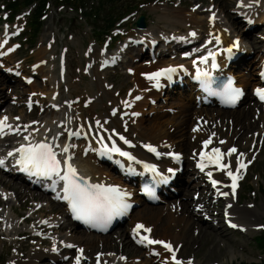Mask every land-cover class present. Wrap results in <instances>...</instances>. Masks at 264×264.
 Returning a JSON list of instances; mask_svg holds the SVG:
<instances>
[{"label": "bare ground", "instance_id": "1", "mask_svg": "<svg viewBox=\"0 0 264 264\" xmlns=\"http://www.w3.org/2000/svg\"><path fill=\"white\" fill-rule=\"evenodd\" d=\"M182 1L180 0V3ZM210 2L212 8L207 15L199 13V11L203 10L184 12L182 7L178 8L175 11L176 13H173L169 9L159 14V18L165 22L168 21L173 29L177 27L187 30L185 35L177 34L176 31L172 30L171 34H160L158 37H155L151 33H147L146 36L138 38V40L147 43V48L152 49L153 57H156L155 61L146 60L134 65L135 69L131 82L133 89L136 90L135 94H138L144 102L134 101L133 99L119 102L117 94L111 93L110 87L100 81L99 73L102 65L106 66L114 61L115 64H120L126 69L130 68L129 64L133 62L137 55L145 54L142 43L137 45V48H134L136 49L135 55H132L133 44L126 46L122 44L119 47L118 55L123 52L124 58L126 56L125 59L117 55H106L100 52L93 55L94 62L99 63V66H93L94 62L92 63V76L96 80L98 88L108 95L109 100L117 111L120 106H123L125 108L123 111L131 108V111L143 112L146 101H152L157 98L162 90L178 93L179 95L187 91L188 106L185 103L179 102L178 104L184 106L180 107L182 109L177 116L173 115V117L165 119H141L140 124L135 127L130 126L126 118H121L123 121L121 126L116 124L114 112H107L99 119L87 121L85 115L87 110H83L87 97L81 96L78 104L66 101V110L63 105L60 106L57 103L55 88L53 86H51L50 91L45 93V102L47 103L45 108L50 111L51 115L49 117L38 116L35 121L31 122L30 120L9 119L4 114H0V120L9 125L6 130L0 133V159H4L5 161V164L0 166V241L1 247L5 246L6 242L9 245L17 243V246L14 248V254L10 257L8 264H38L41 260V255L48 254L51 258L56 255L51 250H48L46 254L40 249H34V244H51L57 249L60 247L63 249L69 244L76 245L77 251L75 254L69 250L65 253H70L71 257L67 264H77V257H79V264H82L83 260L89 256L86 252L87 248L89 249L93 245L100 246L103 251L96 256L97 264H152L157 258H167L166 264H173L169 259L173 256L174 252L178 251V246L181 244H184L187 248L188 245H192L193 243V245L198 244V248H203V245L206 244H213V247H215L217 243L227 241V236H225V231L222 228L215 226L210 221L197 217L194 218L192 215L195 214L191 212L189 214L185 213L186 208L189 206L188 199H185L183 202L164 200L169 204L174 203L169 208H166V210L151 206L143 207L140 210V212H144L143 214L149 218L142 221V223H138L144 225V228L139 229V232L144 237L155 240L156 238L152 237V232L158 229L159 223L164 226L168 225L170 228L174 226L177 229L176 232H165V239L163 237L158 238L164 242H169L173 249L171 253L159 245L146 247L144 244L145 239L140 241L137 237L132 236V233L134 234L133 231L125 235L124 229H115L117 225L113 226L114 228L112 227V229H115L112 231L113 233L105 232L99 235H90L88 233V236L83 239L82 235H78L79 233L76 230V227L79 225L75 221L70 220L69 210L65 206L64 209H57L51 205L54 200L58 202V199L53 196H51V199H45L43 195L28 188L29 186L35 187L33 179L28 178L26 174H22V171L25 170L24 166L16 163L21 158L22 153L16 150L20 149L21 146L27 148L34 140L35 142L49 144L57 152V156L62 162L69 159L78 168L80 173L89 180L96 181L107 187L112 186L117 188L124 194L123 200L127 204L129 201L132 202L134 185L140 173L144 171L145 175H150L154 172L153 170L150 171L142 168V161H144L148 164H158L159 170H163L161 175L172 178L170 184L160 189L162 197L167 198L166 196L173 195L174 193L171 191V188H174L180 194L183 193L182 197H189L190 189H197L198 202H202L203 209L209 214L214 215L217 221L225 222V225L229 228L238 227L245 231L257 228L258 209L256 205L254 203L239 205V198L237 201L233 200L234 194L231 189V182L233 180L227 175V171L232 170L237 177L242 175L244 167H240L237 164V159H239L240 164L247 165L248 151L245 148L250 147L255 140H253V135H251L250 140L247 139L245 141V148L242 152H239L237 149L235 153L228 155L229 147L234 142L233 138L235 140L237 138L242 139L243 135L250 129L258 127L255 135L258 137V141L264 142V111L262 110V106L258 107L253 94L250 93L255 105H249L242 112H230L221 107H200L196 109L195 107L198 105L196 101L197 99L201 100L203 94L197 90V84L192 82L191 79L198 77V72L204 70V67L200 63H194L196 57L204 56L196 50L194 45V42L197 41L200 35V30L205 34L201 43H198V48L205 47V51L221 53L220 56L218 53L220 60L219 72L230 74L236 78L240 77L235 87H241L243 90L250 83V79H255L250 87L251 89L259 81L256 75L258 69L255 71H252V69H256L257 65L260 66L264 62V50L261 49V44L255 42L252 38L248 41L250 47H246L243 43L234 46L233 38L238 35H233L228 29L227 24L230 23L235 28H238V25L234 21H230L229 12L225 13L224 17H220L216 12L217 7L223 8L225 0H211ZM238 10L242 14L250 15V19H253L254 15L257 14L260 17L259 20L264 22V0H241ZM225 18L227 22L224 21ZM255 22L252 25H255ZM189 26L192 27L189 28ZM192 33H195V35H192ZM207 41L209 44L205 46L204 43ZM157 43L162 44L161 48L157 46ZM3 44H5V41L0 38V48ZM183 44L189 46V48L186 46L188 50L182 49L181 45ZM260 49L263 52L261 55L260 53L254 54L253 57L249 58L251 52L258 53ZM185 51L191 52L189 57L183 56ZM231 53L237 56L235 60L230 59L229 54ZM38 54L45 55V47H42L38 51ZM162 56H165V58H161ZM255 58H259V61L248 69L249 73L244 70H234L241 65L247 64L250 60H255ZM49 67L45 70H42L43 67L41 69L48 74L46 79L49 78V74L51 73V67ZM169 68H173L175 71L162 72V70ZM205 69L209 68L205 67ZM61 70L65 71L63 65L61 66ZM154 73L161 74L158 77L149 79V74ZM66 74L67 72H65L64 78L61 80L62 82H64ZM5 76L10 81L13 79L10 74ZM68 83H71L70 80ZM171 83H173V86H170ZM55 85L58 86V84ZM76 89L75 87L74 90ZM245 94L242 100L248 97L247 92ZM4 98V93L0 91V101L2 102ZM33 115L38 114L34 112ZM5 117L7 119H4ZM78 118L81 125L77 130L74 121ZM245 122L247 124H245L241 131L238 129L236 132V130L233 131L230 128L244 124ZM193 129H197V131H193ZM13 130H17V132L12 133ZM78 131L82 134V137H72V134ZM238 131H240L239 134ZM235 134L238 136L235 137ZM121 136L130 143L126 144L124 140L120 139ZM205 140L211 141L207 147L204 146ZM221 141H224V143H221ZM145 145H156L158 147L162 152L158 160L149 156L144 151L143 147ZM113 146L118 147L121 151H128L140 161V165L119 156V152L110 151ZM65 147L68 148L67 152L63 151ZM98 148L107 150L112 159L120 158V167L126 169L132 168L136 173L134 180H130L131 183H127L126 181L129 179L125 175H122L118 168L112 164L108 167L104 166L105 162L96 158L95 151ZM213 148H219L225 154L221 158V163L228 164L229 169H221L216 165L214 160L217 154L212 152ZM84 150H86L85 154L83 153ZM9 152H12L13 155L9 156ZM169 152H177L181 154V157L183 156L184 163H193L198 166L197 168L194 166L189 170L192 172V178L203 177L205 179L209 177L208 173L211 172L210 180L218 182L214 186L213 191L216 195L223 197V200L219 199L215 203H209L210 195L206 194L205 187H201L198 183H185L183 185V176L184 172L187 171V166L178 170L183 161L169 158L167 156ZM241 153L243 155H240ZM209 156L212 159H209ZM199 165H204L203 170H201ZM167 167H171L172 172H169ZM237 168H239L238 172L236 171ZM31 169L29 167L27 171H31ZM236 191L237 189H235ZM223 193H227V195H223ZM161 196L160 199L162 198ZM29 201L36 203L35 208L31 210L29 215H25L22 211H17L15 203H17V207L23 210L28 207ZM140 212L136 214L137 217L141 216ZM34 213H38V217H40L37 221H34L36 218L31 216ZM120 214L126 215L122 211ZM144 218L146 217L144 216ZM22 223L26 225L30 224L31 226L29 227H33L34 231L29 227L22 226ZM233 224L236 227H232L231 225ZM145 229H151V232L145 231ZM44 232H47L48 236L40 240L39 235ZM132 241L140 244L139 246L142 248L146 247L147 251L149 249L153 250L157 256L152 259L146 258L144 253H139L138 250L132 248ZM107 248L112 249L115 253H123L125 259L117 256V254H108L106 252ZM80 249H83V252H80ZM28 250L30 251L28 252ZM233 255L234 253H232ZM3 261L4 255L0 253V263L3 264ZM51 262L52 264L57 263L56 260H52ZM181 264L201 263L192 257L181 262Z\"/></svg>", "mask_w": 264, "mask_h": 264}, {"label": "rangeland", "instance_id": "2", "mask_svg": "<svg viewBox=\"0 0 264 264\" xmlns=\"http://www.w3.org/2000/svg\"><path fill=\"white\" fill-rule=\"evenodd\" d=\"M210 1L211 0H183L180 3V0H128V4L131 2V4L125 8L129 10L128 15L121 20L120 25L116 28L113 34V39L104 38L106 39L105 42L102 38H99V41H96L92 34L91 25L85 21L82 15L72 11L70 8L49 7L48 12L43 17V25L38 36L36 39H29L27 41H25L24 36L26 32L25 16L18 14L14 19L10 20L9 17H6L7 13L1 11L0 38L5 41V44L0 48V91L4 93L5 98L2 102L0 101V114H4L9 119L30 120L31 122L35 121L38 116L49 117L51 114L50 111L45 108L47 104L45 102V93L50 91L51 86H53V88H55L57 103L60 106L63 105L65 107L66 101H69L72 104H78L81 96L87 97V102L83 107V110H87L85 114L87 121L99 119L107 112H114V121L116 124L121 126L123 124L121 118H126L130 126L135 127L140 124L141 119H165L173 117V115L177 116V114H180L181 112L182 108L180 107L184 106L178 104L179 102L185 103L188 106L187 91L179 95L178 93L176 94L168 92L167 90H162L157 98L152 101H146L143 112L131 111V108L127 111H123L125 109L123 106H120L117 111L109 100L108 95L98 88V84L92 76L91 65L94 62L93 55L100 52L106 55H117L123 59V52L118 55L119 47L122 44H124V46L133 44L132 55H135L136 49L134 48H137V45L142 43L145 49V54L137 55L133 62L129 64L130 68L126 69L120 64H115V61L113 62L111 60L113 63H106V66L102 65L103 67L101 66L99 73L100 81L110 87L109 90L111 93L117 94L119 102L127 101L129 99L144 102L143 99H136L139 95L135 94L136 90L133 89V84L131 82L135 69L134 65L146 60L155 61L156 57H153V50L147 48V43L138 40V38L146 36L147 33H151L155 37H158L160 34H171L170 32L172 30L176 31L177 34L185 35L187 30L179 29L177 27L173 29L168 21L165 22L159 18V14L162 11L169 9L173 13H176L175 11L182 7L184 12L203 10L199 11V13L207 15L212 8ZM240 1L241 0H225L223 8L217 7L216 12L220 17H224L225 13L229 12L230 21H234L236 25H238V28H235V26L232 27L230 23L227 24L231 33L233 35H238L233 38V42L235 40L236 42L238 41V44L235 42L237 45L243 43L246 47H250L248 41L252 38L255 42L261 44V49L264 50V44L262 43V37L264 36V22L259 20L260 17L257 14L254 15L253 19H250V15L240 13L238 10ZM141 15H144L145 17L146 26L143 29H137L134 26V21ZM224 21L227 22V19L225 18ZM254 21H256L255 25H252ZM190 27L192 26H189V28ZM28 31L29 27L27 28V32ZM199 34L197 41L194 42L195 46L198 43H201L204 39L205 33L200 30ZM161 45L162 44L157 43L158 47ZM181 46L183 50H188L189 48V46L185 44ZM42 47H45V55L38 54V51ZM261 49L258 53L251 52L249 58L253 57L254 54L260 53L261 55L263 53ZM161 58L164 59L165 56H162ZM258 61L259 58H255V60H250L247 64L241 65L234 70H244L249 73L248 69ZM95 62L93 63V66H99V63ZM62 65L65 69L64 72L61 70ZM48 66L51 67V73L49 74V78L46 79L48 74L46 71L42 70L48 69ZM255 70L257 69H252V71ZM65 72H67V74L64 82H62L61 80H63ZM8 74L13 78L11 81L5 76ZM151 75L152 74H149V76ZM238 79H240V77L237 78V82ZM25 80H28V82ZM69 80L71 82L70 84L68 83ZM249 81L250 83L245 87V92H247L248 97H245L238 106L225 110H229L230 112H242L247 109L249 105H255L254 100L251 99L250 96V87L255 79H250ZM55 84H58V86ZM172 84L173 83H171V85ZM75 87L77 88L76 90H74ZM200 107L219 108L214 104H198L195 108L199 109ZM65 108L67 110V107ZM34 112H37L38 115H33ZM245 124H247V122L230 128L233 131L236 130V132L238 129L241 131ZM74 125L77 130L80 128L81 124L79 118L74 121ZM257 128L258 127H254L252 130L250 129L243 135L242 139L237 138V142L235 138H233L234 142L229 147V149L235 148L236 150L238 149L239 152H242L245 148V141L247 139L250 140L251 135H253V140L255 139L250 147L245 148L248 151V161L246 167L243 169L242 175L237 179L238 185L236 189L238 193L237 191L233 192V200L237 201L239 198V205L250 203L256 205L258 209V226L256 229L252 228L249 231H245L238 227L228 228L225 225V222L217 221L214 215L209 214L203 209L202 202H198L199 200L197 199L198 190L193 188L190 189L189 197H182L181 195H183V193L180 194V192L178 193L177 190L171 188V191L174 193L173 195L166 196L167 198L161 196L162 198H159L154 204H149L138 199L139 197H137V194L135 193V196L131 198L133 201L131 210L125 215V219L117 225L115 229H124L125 235H128L129 232L134 231L133 224L142 223L145 219H149L147 215L143 214L144 212H140L143 207L151 206L164 208V210H166V208H169L174 203L169 204L164 200L183 202L185 199H188L189 206L186 208L185 213L187 212L189 214V212H191L192 214H195L192 215L194 218L197 217L207 220L215 224V226H219L225 231L227 241L219 242L215 247H213V244H206L203 245V248H198V244L193 245V243L192 245H188L187 248L184 244H181L178 246V251L173 253L176 259L183 262L186 259L193 257L201 264H239L241 262H259L263 260L264 241H262L260 245V243H257L255 240L257 237H262L264 233V142L258 141V137L255 135ZM240 131H238V134ZM75 134L81 135L79 131L75 132ZM236 136L238 135L235 134V137ZM169 153L173 155L171 158L175 157L176 160L183 161V164L179 166V170L184 166H187V171L184 172L183 176V185L185 183H198L201 187H205L206 194L210 195V199L208 200L209 203H215L219 199L223 200V197L215 194L213 191L214 187H210L211 185L207 179H204L203 177H191L193 175L189 170L194 166L197 168L196 164L184 163V158L182 159L183 156L181 157V154H178L177 152H175V154L174 152ZM177 156H179V159L176 158ZM28 188L43 195L45 199H51L50 194L42 192L37 187L29 186ZM51 205L57 209H64V206L55 200ZM35 206L36 203L29 201L28 207L21 210L17 207V203H15L17 211H22L25 215H29ZM139 212L141 216L137 217L136 214ZM31 216L36 218L34 221H37L40 218L38 217V213L31 214ZM144 216L146 218H144ZM158 225V229H155L152 232V237L156 239L159 237L165 239V232L177 231L174 226H171L170 228L168 225L164 226L160 223ZM22 226L29 227L31 225L22 223ZM30 229L34 231L33 227ZM115 229H112L107 233H110ZM76 230L79 233L78 235H82L83 239L88 236V233L90 235H99L97 233L86 231L79 226L76 227ZM47 236V232L39 235L40 240L45 239ZM132 236L135 237L136 235L132 233ZM139 240L142 241V239ZM36 242H38V240H36ZM5 244V246L1 247L0 241V253L4 255L3 264H8L10 257L14 254V248L17 246V243L9 245L6 242ZM139 245L140 244L134 241L131 243L132 248L138 250L139 253H144L146 258L152 259L157 256L153 250L149 249L147 251L146 247L142 248ZM33 247L34 249H40L45 253L48 252V250H51L53 254H56L53 256L54 259L47 253V255H41V260L38 264H52V260H56V264H67L71 257L70 253L65 254L66 251L69 250L74 254L77 251L76 245H73V247L66 246L63 249L62 247L57 249L51 244H34ZM29 251L30 250H28V252ZM86 252L89 256L83 260L82 264H97L96 256L103 251L100 246L93 245L91 248H87ZM106 252L113 255L117 254V256H121L125 259V255L121 252L115 253L112 249L108 248L106 249ZM232 253H234L233 256ZM166 263L167 258H157L152 264Z\"/></svg>", "mask_w": 264, "mask_h": 264}, {"label": "snow or ice", "instance_id": "3", "mask_svg": "<svg viewBox=\"0 0 264 264\" xmlns=\"http://www.w3.org/2000/svg\"><path fill=\"white\" fill-rule=\"evenodd\" d=\"M195 35V33H192ZM238 44V41L236 42ZM231 51V49H229ZM215 67V64H213ZM175 69L169 68L164 69L162 72H174ZM161 73H154L149 76V79L154 77H158ZM257 94L259 95L261 100H264V89H257ZM224 95L226 96L229 103H235L236 100L241 95L239 89H235L231 87V84L225 87ZM137 100L140 97H136ZM4 119H7L6 117ZM3 124V121H0V125ZM27 127V126H25ZM2 130V128H0ZM193 131H197V129H193ZM75 134V133H74ZM215 135V134H213ZM27 139V137H25ZM124 142L130 143L123 136L120 137ZM210 140L204 141V146L210 143ZM224 143V141H221ZM149 151L155 152L156 149L152 145H145ZM17 152H21V158L16 161L17 164H22L25 170H28L29 167L35 169L36 173L43 174L51 178L53 175L58 177L59 180H63L64 187V197L63 199L69 202V206L71 211L75 214L76 219H82L86 223H107L110 221L113 214H119L122 210H126L129 205L124 203L123 201V193H121L117 188L108 186L105 187L101 184H89L83 176H79L77 174V170L71 165L68 164L67 161L64 163L67 165V171L61 175V169L59 167L60 161L56 159V153L52 151V147L45 143H39L34 146H30L25 148L21 146L20 149L16 150ZM63 151L67 152L68 148L65 147ZM110 151L119 152L121 156L128 157L129 160H134L135 158L131 156L127 152L121 151L118 147L113 146ZM237 150L235 148H230L228 150V155L235 153ZM213 153H216V159L214 162L221 169H229L228 164H222L221 158L225 155L221 152L219 148H213ZM9 156H12L13 153L9 152ZM203 155V153H202ZM240 155H243L241 153ZM179 159V156L176 157ZM209 159H212L210 156ZM5 164L4 159H0V166ZM237 164L240 167H246V165L240 164L239 159H237ZM201 170H203L204 165H199ZM239 171V168L236 170ZM209 177H211L212 173H208ZM227 175L232 178L233 183L235 184L238 179L237 175L232 171L228 170ZM55 183V181H54ZM218 182L216 180L212 181L213 186H215ZM223 195H227V193H223ZM232 227H236V225H231ZM137 229L144 228V225L138 224ZM145 231L151 232V229H145ZM143 239H148L144 237ZM149 244H161L163 245L169 252H172V246L161 240H148ZM67 247H73V245L69 244ZM83 252V249L79 250ZM99 259V257H98ZM173 259L175 256L173 255ZM77 264H79V257H77ZM176 264H181L180 261H176Z\"/></svg>", "mask_w": 264, "mask_h": 264}, {"label": "trees", "instance_id": "4", "mask_svg": "<svg viewBox=\"0 0 264 264\" xmlns=\"http://www.w3.org/2000/svg\"><path fill=\"white\" fill-rule=\"evenodd\" d=\"M128 0H0V12L4 10L9 19H14L18 14L27 11L25 16V41L36 39L42 25L43 17L49 7L70 8L72 11L83 16L85 21L91 25L92 34L96 41L102 38L113 39V34L120 25L121 20L128 15ZM104 42L106 39L103 40ZM257 243L264 241L257 237ZM239 264H264V259L259 262H241Z\"/></svg>", "mask_w": 264, "mask_h": 264}, {"label": "water", "instance_id": "5", "mask_svg": "<svg viewBox=\"0 0 264 264\" xmlns=\"http://www.w3.org/2000/svg\"><path fill=\"white\" fill-rule=\"evenodd\" d=\"M134 26L137 29H143L146 26V21L144 15L139 16L135 21H134Z\"/></svg>", "mask_w": 264, "mask_h": 264}]
</instances>
